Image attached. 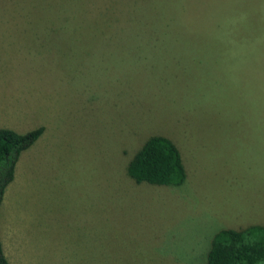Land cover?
Returning <instances> with one entry per match:
<instances>
[{
  "label": "rangeland",
  "instance_id": "1",
  "mask_svg": "<svg viewBox=\"0 0 264 264\" xmlns=\"http://www.w3.org/2000/svg\"><path fill=\"white\" fill-rule=\"evenodd\" d=\"M246 1L0 0V128H43L0 204L9 264H203L217 230L264 226V27L255 53L212 33L254 29ZM154 135L179 187L126 175Z\"/></svg>",
  "mask_w": 264,
  "mask_h": 264
},
{
  "label": "trees",
  "instance_id": "2",
  "mask_svg": "<svg viewBox=\"0 0 264 264\" xmlns=\"http://www.w3.org/2000/svg\"><path fill=\"white\" fill-rule=\"evenodd\" d=\"M246 2H248L246 9H248L249 17L255 22L254 29L245 27L246 23L241 16L231 17L235 23L226 22L227 15L224 14V17H221L224 23H219L212 33L229 32V28L235 35L237 33L244 35L245 40L249 34L256 36L254 41L245 43V50L255 53L259 52L257 39L260 36V28L264 27V0H247ZM146 14L142 13L140 18H137L141 22L132 23L134 27L129 32L143 33L147 27L143 21H147L150 26L155 22V18L163 15L161 13L159 16L152 17ZM42 132V127L23 134L8 128H0V204L4 190L12 180L14 165L20 153L28 149ZM125 172L136 185L144 183L151 186L179 187L185 180L184 168L176 146L169 138L158 135L150 136L141 143L127 162ZM0 264H9L2 252L1 243ZM203 264H264V226L247 224L234 229L217 230L211 236Z\"/></svg>",
  "mask_w": 264,
  "mask_h": 264
}]
</instances>
